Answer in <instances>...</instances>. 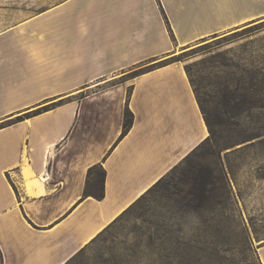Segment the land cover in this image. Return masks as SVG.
<instances>
[{"label": "crops", "instance_id": "1", "mask_svg": "<svg viewBox=\"0 0 264 264\" xmlns=\"http://www.w3.org/2000/svg\"><path fill=\"white\" fill-rule=\"evenodd\" d=\"M21 2L0 0V264H66L208 136L181 64L124 73L264 16V0Z\"/></svg>", "mask_w": 264, "mask_h": 264}, {"label": "rangeland", "instance_id": "2", "mask_svg": "<svg viewBox=\"0 0 264 264\" xmlns=\"http://www.w3.org/2000/svg\"><path fill=\"white\" fill-rule=\"evenodd\" d=\"M8 1L15 4V11L24 7L23 0ZM59 1L63 0L25 3L30 4L31 15H37ZM166 61L181 64L188 74L210 128L209 141L67 264H260L257 248L264 244V16L193 42L168 60L137 65L124 73V79ZM128 95L129 91L127 100ZM64 102L31 103V112L14 121ZM199 169L210 170L216 177L204 194L206 199L162 189L168 179L178 180L182 173L191 177Z\"/></svg>", "mask_w": 264, "mask_h": 264}, {"label": "trees", "instance_id": "3", "mask_svg": "<svg viewBox=\"0 0 264 264\" xmlns=\"http://www.w3.org/2000/svg\"><path fill=\"white\" fill-rule=\"evenodd\" d=\"M161 12H162V15H163V17L165 19V15H164L162 10H161ZM189 80H190V78H189ZM190 83H191V80H190ZM191 85H192V83H191ZM192 88H193V86H192ZM193 90H194V88H193ZM194 93H195V91H194ZM195 96H196V94H195ZM128 98H129V95H128ZM196 99H197V97H196ZM197 102H198V105H199L198 99H197ZM199 108H200V105H199ZM200 111H201V108H200ZM201 113H202V111H201ZM202 116H203V113H202ZM203 119H204V122H205V124L207 126L208 137L203 141L202 144L208 142L209 138H210V128H209L208 122H207V120H205L204 116H203ZM132 122H133V115L130 112V110H128V108L126 106V109H125V112H124V119H123L122 132H121L120 138L124 137L127 134V132L129 131V129L132 126ZM186 158H184L183 160H185ZM91 175H94V176H92V180H94L97 183H100L101 181L104 180L105 172H104V170L101 167H97L96 166V167H93V168L89 169V171L87 173V180H89ZM214 180H216V177L214 175H212V172L210 170H206V171L203 172V170L199 169V170H197V173L193 174V176H191V177H189L185 173H182L181 177L178 180L175 179V178L168 179V181H166L163 184L162 189L165 190V191L173 190V191H176V192H179V193H183L184 192V193L188 194L186 197H193L195 199L201 200L202 198L206 199L204 197L205 196L204 194L207 192V188L208 187H212L213 186ZM161 181H162V179L159 180L156 184H159ZM88 195H90V191L86 187L84 189L83 197H87ZM95 198L96 199H101V196H95ZM70 261H68V262H70Z\"/></svg>", "mask_w": 264, "mask_h": 264}]
</instances>
